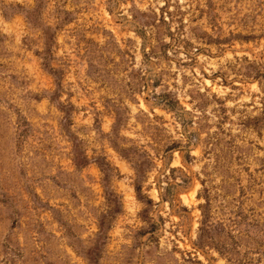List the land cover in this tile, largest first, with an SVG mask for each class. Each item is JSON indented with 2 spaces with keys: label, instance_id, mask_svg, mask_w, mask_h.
I'll return each mask as SVG.
<instances>
[{
  "label": "rangeland",
  "instance_id": "rangeland-1",
  "mask_svg": "<svg viewBox=\"0 0 264 264\" xmlns=\"http://www.w3.org/2000/svg\"><path fill=\"white\" fill-rule=\"evenodd\" d=\"M0 264H264V0H0Z\"/></svg>",
  "mask_w": 264,
  "mask_h": 264
}]
</instances>
